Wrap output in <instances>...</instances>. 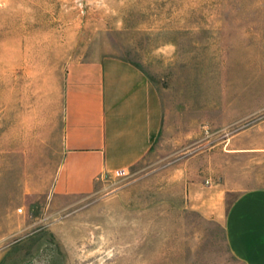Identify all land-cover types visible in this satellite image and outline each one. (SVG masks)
<instances>
[{"label": "rangeland", "instance_id": "374dc122", "mask_svg": "<svg viewBox=\"0 0 264 264\" xmlns=\"http://www.w3.org/2000/svg\"><path fill=\"white\" fill-rule=\"evenodd\" d=\"M123 58L158 87L128 176L55 196L66 69ZM264 0H0V264H244L224 216L264 189Z\"/></svg>", "mask_w": 264, "mask_h": 264}, {"label": "crops", "instance_id": "0c3cea01", "mask_svg": "<svg viewBox=\"0 0 264 264\" xmlns=\"http://www.w3.org/2000/svg\"><path fill=\"white\" fill-rule=\"evenodd\" d=\"M164 122L158 87L130 61L74 60L66 69L63 159L55 196L90 195L105 175L131 170L158 144ZM232 152L264 151L233 138ZM226 241L244 264H264V189L239 193L224 216Z\"/></svg>", "mask_w": 264, "mask_h": 264}, {"label": "built area", "instance_id": "2783aa9c", "mask_svg": "<svg viewBox=\"0 0 264 264\" xmlns=\"http://www.w3.org/2000/svg\"><path fill=\"white\" fill-rule=\"evenodd\" d=\"M129 173H130L129 170H122V171H118V172L116 173V176H118V177H125V176H128Z\"/></svg>", "mask_w": 264, "mask_h": 264}]
</instances>
